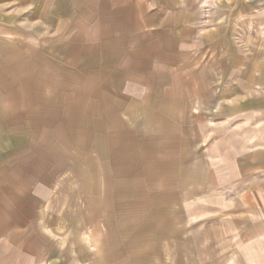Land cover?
<instances>
[{"label": "rangeland", "instance_id": "rangeland-1", "mask_svg": "<svg viewBox=\"0 0 264 264\" xmlns=\"http://www.w3.org/2000/svg\"><path fill=\"white\" fill-rule=\"evenodd\" d=\"M0 200L24 264H264V0H0Z\"/></svg>", "mask_w": 264, "mask_h": 264}, {"label": "crops", "instance_id": "crops-1", "mask_svg": "<svg viewBox=\"0 0 264 264\" xmlns=\"http://www.w3.org/2000/svg\"><path fill=\"white\" fill-rule=\"evenodd\" d=\"M17 220L18 218L15 216V214L12 213L8 207H4L3 202L0 200V264L25 263L23 261L25 255L23 249L21 247L14 249L15 245L17 246V244V247H19V233H22V231H19L18 229V225L16 223ZM25 237H23V241L26 240ZM31 240L32 239L29 241ZM33 252L34 251L31 250L30 254L34 255ZM26 262V264H33L35 260L28 259Z\"/></svg>", "mask_w": 264, "mask_h": 264}]
</instances>
